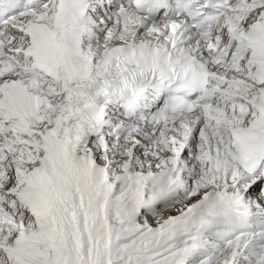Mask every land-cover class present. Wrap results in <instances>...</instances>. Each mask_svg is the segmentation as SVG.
I'll return each mask as SVG.
<instances>
[{
	"label": "snow or ice",
	"instance_id": "1",
	"mask_svg": "<svg viewBox=\"0 0 264 264\" xmlns=\"http://www.w3.org/2000/svg\"><path fill=\"white\" fill-rule=\"evenodd\" d=\"M0 264H264V0H0Z\"/></svg>",
	"mask_w": 264,
	"mask_h": 264
}]
</instances>
